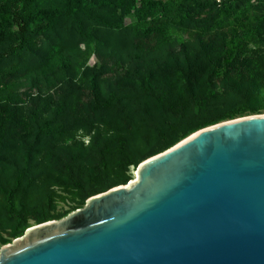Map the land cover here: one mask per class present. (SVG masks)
Masks as SVG:
<instances>
[{"label":"trees","instance_id":"trees-1","mask_svg":"<svg viewBox=\"0 0 264 264\" xmlns=\"http://www.w3.org/2000/svg\"><path fill=\"white\" fill-rule=\"evenodd\" d=\"M250 1L0 0V247L192 132L264 113Z\"/></svg>","mask_w":264,"mask_h":264},{"label":"water","instance_id":"water-1","mask_svg":"<svg viewBox=\"0 0 264 264\" xmlns=\"http://www.w3.org/2000/svg\"><path fill=\"white\" fill-rule=\"evenodd\" d=\"M0 247V264H264V113L187 135Z\"/></svg>","mask_w":264,"mask_h":264},{"label":"rangeland","instance_id":"rangeland-1","mask_svg":"<svg viewBox=\"0 0 264 264\" xmlns=\"http://www.w3.org/2000/svg\"><path fill=\"white\" fill-rule=\"evenodd\" d=\"M217 1H219V0H217ZM255 3L256 2L254 0H252V2L250 1V2L247 3V7L250 9V12H254L255 10H257V7H256L257 4H255ZM250 18H252V14H250ZM131 20H132V17L131 16H128L126 18V22H130ZM90 61H91V63L94 62L95 61V58L92 57ZM121 74H122L121 71H119L117 69H114L112 72L106 74L104 77L106 79H109L110 81L115 82V81H117L120 78ZM85 100H86V98L84 97V101ZM136 168L131 167L130 172H131L132 178L135 177Z\"/></svg>","mask_w":264,"mask_h":264},{"label":"bare ground","instance_id":"bare-ground-1","mask_svg":"<svg viewBox=\"0 0 264 264\" xmlns=\"http://www.w3.org/2000/svg\"><path fill=\"white\" fill-rule=\"evenodd\" d=\"M154 157H149V158H147L146 160H144L143 162H141V164L140 165H142V164H144V163H146L147 161H150L151 159H153Z\"/></svg>","mask_w":264,"mask_h":264}]
</instances>
